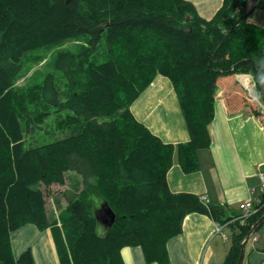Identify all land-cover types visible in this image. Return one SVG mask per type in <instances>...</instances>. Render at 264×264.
I'll list each match as a JSON object with an SVG mask.
<instances>
[{
	"label": "trees",
	"instance_id": "1",
	"mask_svg": "<svg viewBox=\"0 0 264 264\" xmlns=\"http://www.w3.org/2000/svg\"><path fill=\"white\" fill-rule=\"evenodd\" d=\"M249 16L241 0H225L211 19L187 0H0V264H36L32 249L18 257L12 249V233L27 224L51 229L60 264H125L122 248L135 245L148 262L166 263L167 242L187 214L230 219L223 205L172 192L167 171L175 153L186 171L198 167L197 151L212 142L219 83L228 101L264 116V27ZM72 37L85 46L58 51V75L48 73L34 96L14 87L29 51ZM159 74L175 86L188 142L162 141L131 111ZM236 74L253 75L261 105ZM53 113L69 134L29 144L27 131ZM68 171L81 176L82 187L63 191L59 226L45 189L64 185ZM104 202L116 214L111 226L96 215ZM263 214L231 225L224 264L238 263L241 243Z\"/></svg>",
	"mask_w": 264,
	"mask_h": 264
},
{
	"label": "crops",
	"instance_id": "2",
	"mask_svg": "<svg viewBox=\"0 0 264 264\" xmlns=\"http://www.w3.org/2000/svg\"><path fill=\"white\" fill-rule=\"evenodd\" d=\"M187 1L195 5L201 17L211 19L225 0ZM263 1L241 0V10L250 12L249 20L261 27H264V6L260 4ZM242 77H248V83ZM233 79L248 95L251 94L248 90L251 82L256 86L251 74H236ZM131 111L139 122L166 143H185L191 138L175 86L165 75L154 78L132 103ZM209 131L211 145L197 151L196 169L186 171L175 153L167 171L168 186L172 192L206 196L210 202L225 206L228 216L240 214V203L249 197H258L261 192L264 116L253 113L243 103L228 101L225 88L219 83L215 116ZM217 227L218 222L211 215L192 212L185 216L182 231L167 242L168 262H148L139 245L123 247L121 255L125 264H224L231 247L233 228H224L229 237L225 241ZM256 232V239L246 244L243 264H264V223ZM11 239L15 255L19 256L31 247L36 264H60L50 229L40 230L27 224L13 232ZM227 244L228 249H225Z\"/></svg>",
	"mask_w": 264,
	"mask_h": 264
},
{
	"label": "rangeland",
	"instance_id": "3",
	"mask_svg": "<svg viewBox=\"0 0 264 264\" xmlns=\"http://www.w3.org/2000/svg\"><path fill=\"white\" fill-rule=\"evenodd\" d=\"M84 46V38L72 37L57 44H51L29 51L23 59L21 71L14 80V87L19 91L26 93L29 92L30 96H34L32 94L37 90V87L41 84L42 80L48 73L54 72L58 75L54 64L58 51L70 50L73 52H79ZM253 84L254 83L251 82V86L248 87V90L250 91V95L252 96V98L258 101V103L261 105V103L259 102V91L257 90L255 84ZM260 107L264 109V106ZM57 126V116L55 113H53L45 120L41 127L34 126L27 131L26 138L28 140V143L39 144L46 141L50 142L55 139L63 138L69 134V130H63L58 128ZM81 187V176L76 172L68 171L66 173V183L64 185L54 184L50 188L45 189L47 197V209L50 218L51 220H58L59 226H61L60 213L62 211H65L67 207V201L63 196V191L66 188L79 190ZM226 231L227 233H229V230ZM256 234H258V232H255V235ZM28 236L31 237L32 235L29 234ZM228 243L230 242L228 241ZM228 246L229 244H227V246H224V248L228 249ZM28 248L32 249L31 247ZM15 257L18 256L15 255Z\"/></svg>",
	"mask_w": 264,
	"mask_h": 264
},
{
	"label": "built area",
	"instance_id": "4",
	"mask_svg": "<svg viewBox=\"0 0 264 264\" xmlns=\"http://www.w3.org/2000/svg\"><path fill=\"white\" fill-rule=\"evenodd\" d=\"M260 195L256 198L249 197L246 200H244L242 203H240V209L242 210V213L232 215L230 219H228L225 223H218L217 231L221 233L224 237V240L227 241L229 237L226 235V233L223 231L224 228L231 226L232 224H235V222H239L240 224H246L247 220L257 213L260 209L264 208V173L260 174ZM202 200L206 203L209 202V199L204 196L202 197ZM256 236L255 233L250 237L249 241L255 240Z\"/></svg>",
	"mask_w": 264,
	"mask_h": 264
},
{
	"label": "water",
	"instance_id": "5",
	"mask_svg": "<svg viewBox=\"0 0 264 264\" xmlns=\"http://www.w3.org/2000/svg\"><path fill=\"white\" fill-rule=\"evenodd\" d=\"M96 215L100 221V223L105 226L112 225L115 221L116 214L113 209L108 205V203L104 202L96 211ZM264 221V214L262 217L252 226L250 232L246 236L245 240L241 243V252L239 256V260L237 264H243L245 253H246V244L249 242L250 237L257 231L259 226Z\"/></svg>",
	"mask_w": 264,
	"mask_h": 264
},
{
	"label": "bare ground",
	"instance_id": "6",
	"mask_svg": "<svg viewBox=\"0 0 264 264\" xmlns=\"http://www.w3.org/2000/svg\"><path fill=\"white\" fill-rule=\"evenodd\" d=\"M243 78V81L245 82V83H248V81H249V79H248V77H242ZM163 96V95H162Z\"/></svg>",
	"mask_w": 264,
	"mask_h": 264
}]
</instances>
